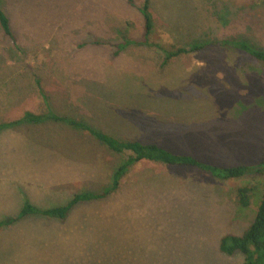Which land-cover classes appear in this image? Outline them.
Returning a JSON list of instances; mask_svg holds the SVG:
<instances>
[{"label": "rangeland", "instance_id": "obj_1", "mask_svg": "<svg viewBox=\"0 0 264 264\" xmlns=\"http://www.w3.org/2000/svg\"><path fill=\"white\" fill-rule=\"evenodd\" d=\"M145 2L153 27L148 44L139 43L144 57L126 50L137 46L122 38L143 40ZM0 6L15 36L0 30V123L47 105L66 112L61 105L70 94L83 96L105 77L101 58L117 70L106 75L118 80L106 86L118 88L110 95L140 108L126 123L141 140L169 143L170 151L217 166L264 162L262 63L220 43L264 51V0H0ZM149 44L200 48L162 64V53ZM155 55L161 61L145 76ZM77 104L78 117L87 105ZM139 124L148 134L137 131ZM73 140L84 149L63 147ZM89 144L95 145L87 132L57 122L3 129L0 219L25 201L49 208L77 192H101L124 157ZM250 180L140 161L115 191L76 205L63 221L28 216L0 228V264H242L241 253L220 252L219 240L241 234L252 220L254 204L239 212L235 195Z\"/></svg>", "mask_w": 264, "mask_h": 264}, {"label": "trees", "instance_id": "obj_2", "mask_svg": "<svg viewBox=\"0 0 264 264\" xmlns=\"http://www.w3.org/2000/svg\"><path fill=\"white\" fill-rule=\"evenodd\" d=\"M147 2L140 8L144 19L143 40L128 39L123 37V44L126 46L131 43L148 44L147 37L152 31V21L147 12ZM0 30L5 38L15 41V36L10 26V20L6 12L0 6ZM220 43L227 47H232L247 53L262 63L264 71V51L255 49L241 41H228L222 39ZM125 46H119L118 49ZM157 48L162 53V64L166 63L171 57L186 53L200 48L199 46L175 47L167 49L160 44H149ZM47 122H57L68 126L71 129L87 131L108 150L121 154L124 159L114 169L111 183L103 188L101 192L81 191L77 192L64 204L53 207H38L25 201L15 215L6 216L0 219V228L10 227L16 222L28 216H43L48 219L63 221L74 207L80 203L97 200L107 197L112 191H115L123 177L129 169L140 161H149L173 167H193L200 171L210 174L220 180L244 179L251 176L253 181L237 186L235 188L237 211L242 212L250 210L252 204L253 218L241 234L227 233L219 240V250L221 253L232 256L241 253L243 256L242 264H264V162L248 165L236 166H217L197 159V157L170 151L156 143H143L140 140H120L116 137L95 130L85 121L75 119L67 114L57 113L50 105L46 106L43 112L35 113L26 111L18 120L11 122H1L0 132L8 127L19 124H45ZM255 177V178H254Z\"/></svg>", "mask_w": 264, "mask_h": 264}, {"label": "crops", "instance_id": "obj_3", "mask_svg": "<svg viewBox=\"0 0 264 264\" xmlns=\"http://www.w3.org/2000/svg\"><path fill=\"white\" fill-rule=\"evenodd\" d=\"M135 45L137 47H128L126 48V50L128 51H135L136 55H141L144 56L142 54V52H145V48L143 47L142 44L139 43H135ZM134 46V45H132ZM153 54V53H152ZM184 54V53H182ZM181 55V54H180ZM156 57L154 59H148V61L151 63L150 66H148L147 68H143V72L145 74V76H149L150 74H152L155 71V63L157 61H161L160 56L155 55ZM178 56V55H177ZM145 57V56H144ZM111 59L110 63L111 65L116 62L114 60ZM97 61H103L104 65L100 66L103 74L105 75V77H100V79L96 80V82L90 86L89 89H86V94H83V96L81 95L80 97H75V94H70V97H68V102H64L63 105H61L64 109L63 110H67L66 112H62L59 114H67L75 119H79L82 121H85L89 126H91L92 128H94L95 130L101 131L103 133H106L108 135H111L113 137H116L120 140H140L143 143H155L152 140H148V141H143L139 138V132H135L132 128H130L127 123H126V119L129 118L132 114H136L139 115V106L136 108H133L127 104H125L122 101L121 96H111L110 92L111 90L113 91H118L116 87H113L111 89H108L106 86H111L113 83L117 82V79H108L106 77L107 74H112L113 72H117V70L113 69V67H109L110 65L109 62H106L105 60H102L101 58L97 59ZM122 63H126V66L128 67L129 63L127 60L126 62H122ZM159 63V62H158ZM173 65H177V62L175 60L172 61ZM164 66V65H163ZM163 66H160L161 68ZM129 68V67H128ZM158 74H162L159 72L158 70ZM151 77V76H149ZM111 82V84L109 83V81ZM71 90V89H70ZM86 98H88L86 101H84ZM81 102V106H86V109H83V113H81V115H79L77 117V115H75V110L74 108L77 107V103ZM51 106V105H50ZM52 107V106H51ZM72 107H74L72 109ZM116 108L117 110L123 112L125 114L124 118H121L117 115V113H115L113 110H110L111 108ZM53 108V107H52ZM72 112H71V110ZM142 110V109H141ZM140 121V120H139ZM67 128H70L67 126ZM71 129V128H70ZM160 129V128H159ZM74 132H78L79 134H83L84 131H79V130H74L71 129ZM137 131H142L147 133L148 129L146 127H141L139 124V130ZM87 132V131H85ZM88 133V132H87ZM89 134V133H88ZM148 134V133H147ZM89 137L94 141L95 145L98 146H103L97 139L96 137H91V135L89 134ZM170 142V141H169ZM157 144V143H156ZM169 143L165 144H158L162 147L168 146ZM95 145L89 144L88 145V149H92ZM174 145V144H173ZM63 147L66 148H79V149H84V148H80L77 146V144L74 142V140L72 142H70L69 144H63ZM167 148V147H165ZM168 149V148H167ZM180 153V152H179Z\"/></svg>", "mask_w": 264, "mask_h": 264}]
</instances>
